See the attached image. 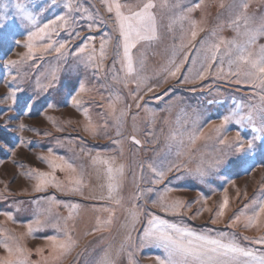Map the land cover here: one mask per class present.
I'll list each match as a JSON object with an SVG mask.
<instances>
[{"label":"rangeland","instance_id":"rangeland-1","mask_svg":"<svg viewBox=\"0 0 264 264\" xmlns=\"http://www.w3.org/2000/svg\"><path fill=\"white\" fill-rule=\"evenodd\" d=\"M67 2L0 0V5L5 6L0 7V16L6 17L0 24L5 25L4 32L12 37L0 44V112L3 113L0 125L7 123V130L0 128V140L8 146L0 151V241L12 245L8 237H16L26 249L28 264H87L101 253L105 254L106 264H157V257H166L165 248L157 243H141L148 219L156 215L196 234L220 238L223 233L255 254L264 255V245L255 244L251 239L264 235V229H246L243 217L238 224L229 226L230 219L245 205L251 208L254 199L264 198V151L247 146V141L254 136L264 137V132L255 131L247 119L237 123L233 118L219 131L213 127L220 126L222 117L230 112L238 116L252 112L259 127V116L254 109L264 103L261 101L264 89L234 83L235 77L217 78L213 73L219 61L213 64L212 72L205 79L184 82L185 77H193L200 68L203 52L197 56L195 48L181 50L190 25L185 20L181 27L178 18L200 0H154L158 39L141 42L133 49L137 60L141 55L144 59L142 69L138 63L135 65L139 76L144 78L139 87L134 77L127 78L125 85V72L113 50L119 37L114 13L106 10L104 0H71V10L66 7ZM136 2L138 0H133ZM240 2L204 0L200 8L187 13L189 19L200 22L204 29L193 43L199 47L201 41L218 42L221 37L226 41L234 38L243 41L245 37H237L228 26L239 11ZM247 2L249 15L264 16V0ZM17 3L33 13L36 26L21 19ZM58 16L69 21L67 28L58 27L51 37L57 46L61 41L66 42L63 54L50 49L35 52L28 59L25 44L29 32ZM214 30L216 35L212 36ZM108 37L112 38V43L100 68V43ZM48 42L46 38L37 44ZM85 45V50L80 52ZM261 45H264V35L256 37L251 50L258 51ZM174 50L177 62L183 59L184 51H190V55L178 76L167 78L164 69ZM221 51H224L223 46ZM90 56L95 59L89 60ZM228 59L225 55V70ZM9 60L20 62L8 65ZM81 86L85 91H80ZM148 87L153 91H147ZM12 91L16 94L15 103L10 95ZM89 125L95 135L85 130ZM132 136L140 144H135ZM194 136L199 137L195 142L192 141ZM261 143L260 139L255 141L257 145ZM97 155L102 159L114 158L116 165L124 166L117 193L119 205L112 200L99 199L107 197L108 193L104 166L93 162ZM56 158L72 163L76 172L54 169L53 160L61 163ZM149 163L167 173L162 183H151L155 177L148 168ZM175 165L179 170L173 167L171 172L167 171ZM38 172L54 174L64 190L49 184L42 191H36ZM77 175L83 178V195L67 191L72 186L69 178ZM138 188L143 196L133 200ZM148 188L153 190L148 192ZM225 190L228 208L222 218H217ZM161 195L166 202L180 200L186 207L181 209L180 215L163 212L152 203ZM72 204L80 206L72 210L74 219L68 220L69 227L73 228V239L76 228L82 224L87 233L96 226L97 218L101 221L108 218L109 213L99 209H114L112 223L105 231L86 235L81 241L75 239L77 246L70 254L60 261H52L49 238L63 239L60 228L53 225L59 223L63 227L70 212L67 205ZM134 205L139 206L140 215L133 230L128 210ZM203 208L212 211H202ZM198 210L200 215H196ZM3 213H10L13 219L9 220ZM214 218L218 219L215 224L212 223ZM29 224L33 229L31 235ZM129 233L131 242L126 240ZM6 256V250L0 248V258Z\"/></svg>","mask_w":264,"mask_h":264},{"label":"snow or ice","instance_id":"snow-or-ice-1","mask_svg":"<svg viewBox=\"0 0 264 264\" xmlns=\"http://www.w3.org/2000/svg\"><path fill=\"white\" fill-rule=\"evenodd\" d=\"M106 4V10L109 13H114V24L115 31L118 32L119 37L113 46L114 56L118 58V62L121 64V69L125 72V85L127 84V78L134 77L137 86L139 87L143 83L144 78L140 77L137 73V68L135 65L138 63L142 69L144 66L143 55L137 60L134 57L133 49L137 48V45L141 42H150L158 39L157 32V19L153 12L156 8V3L154 0H138V2L133 3V0H104ZM204 4V0H200L199 3L195 4L193 7L187 8L186 13L181 15L178 20L181 22V27H183L182 22L187 20L189 22V34L186 43H182L180 48L183 49H196L197 56L203 52V59L200 68L197 70L196 74L189 78L185 77V83H194L196 80H203L206 76L212 72L213 64L219 61V64L215 70L214 75L219 79H229L235 77L234 83L237 84H249L257 88L264 89V45L259 47L258 51H252V47L255 45L256 37L259 35H264V16H255L248 14L249 2L247 0H241L238 5L239 11L235 14L234 19H232L228 26L233 28L237 34V37L243 36L245 39L243 41H238L237 39L224 40L222 37L219 38L218 42H212L210 40H205L200 42V46L197 47L193 42L196 41L198 34L204 31L203 27L200 26V22L189 19L187 13H191L196 8H200ZM223 7V3L220 5ZM0 7H5L0 5ZM66 7L69 10L72 9L71 0H68ZM17 10L21 14V19L26 23L36 26V17L33 13L29 12L27 8L17 3ZM6 17L0 16V20H4ZM59 22V23H58ZM175 22V21H174ZM68 19L66 17L58 16L55 20L50 21L43 27H36V31L29 32L27 43L25 47L28 50L27 58L31 59L35 52H48L50 49L54 50L57 54H63L62 50L66 49V42H57L52 40V34L56 33L57 28H67ZM4 24H0V44H3L5 40H11L12 37L8 36L4 32ZM93 27V25H89ZM98 27V26H97ZM243 29V31H241ZM169 30H171V25H169ZM215 36V30L211 33ZM48 39V43L37 44L38 41H43ZM94 39V38H86ZM19 44V41H13ZM112 43V38L108 37L102 39L100 43V63L99 67H103V60L107 56V48ZM222 46L224 51L222 52ZM87 45L79 49L83 52ZM122 50V51H121ZM95 51V49H93ZM176 50L173 51L172 58L168 61V67L164 70L167 73V78H176L181 72L184 64L187 62L190 51L183 52V59L179 62L175 59ZM228 55L227 60L228 68L225 70L223 67L225 61L224 56ZM95 59L94 56H90L89 60ZM20 61L9 60L8 65H15ZM116 60H114L113 67H115ZM196 63V60H193ZM235 66V67H233ZM80 91L83 92L85 89L81 86ZM147 91H153L152 87H148ZM13 102L16 101L15 91L10 93ZM119 99V97H117ZM134 99H143V97H134ZM261 101L264 102V96H261ZM74 104L78 105V101L74 100ZM111 107V105H110ZM136 107H140L139 103ZM258 113L260 126L256 127V121L254 119L253 113L249 112L247 116H238L235 112H230L228 115H224L221 119L220 126H213L216 131H219L224 125H227L233 118L237 119V123H242L247 119L255 128L257 132H264V103L258 109H254ZM3 113L0 112V116ZM87 118V113H85ZM123 116V112L121 113ZM9 120L12 117L8 118ZM23 128V124L19 126ZM0 128L7 130V123L0 125ZM86 131H90L95 135V130L91 125L87 126ZM117 135H120L117 132ZM203 135V133H201ZM239 132L237 133V138L239 139ZM199 137H192V141ZM132 141L135 144H140V141L132 136ZM260 139L261 144H255V141ZM119 143V141H115ZM224 142V141H222ZM248 149H252L254 146L257 151H264V137L254 136L252 140L247 141ZM8 147L2 140H0V151L5 150ZM243 149V144L240 145ZM45 159V158H41ZM60 159L61 163H55V160L51 162V166L55 169L59 167L61 170H66L70 173H75L76 169L72 163ZM93 162L96 164L103 165V174L106 179L107 187V197L100 196L99 199L112 200L116 204H120L121 201L117 198L118 189L120 186V180L123 177L124 166L116 165L114 158H104L102 159L99 155L94 157ZM173 167L179 170V166H170L167 171L171 172ZM148 168L154 174L155 179L151 183L159 184L162 183L166 172L164 170L158 169L154 164L149 163ZM141 170H143V165H141ZM36 178L38 183L35 185L36 191H42L46 186L51 184L57 187L59 190H64L60 182H58L52 173L38 172ZM69 183L72 185L67 189V191L83 195L81 188L83 186V178L80 175L76 177H70ZM103 187V186H102ZM153 189L148 188L146 191L151 192ZM138 194L133 196V200L140 199L143 193L140 192L138 188ZM95 199L96 197H89ZM54 201L55 198H52ZM59 203V202H57ZM153 206L159 207L161 211L172 214L180 215L181 209L185 208L186 205L183 201L175 200L172 202H166L165 196L161 195L157 200H154ZM229 200L225 190V196L223 203L219 205L218 211L216 212L217 218H222L225 215V211L228 208ZM70 208L69 216L65 219L63 227L59 223L54 224L53 227L60 228L63 233V239H58L53 236L49 239L52 242V261H60L68 254H70L74 248L77 246V241L73 239L72 231L73 228L69 227L68 220H73V211L78 209L80 206L77 204L67 205ZM99 211H105L109 213L106 220L101 221L97 218L96 226L91 229L86 235H92L96 232H102L107 230V227L112 223V217L114 215V209L103 208ZM202 211L211 212L210 208H203ZM129 216L133 221L134 225L139 220L140 209L138 205H134L133 208L128 210ZM9 220L13 219L10 213H3ZM201 211L198 210L196 215H200ZM243 217L245 223L244 227L246 229L255 228L257 231L264 229V198L258 200L254 199L252 201V206L245 205L244 209L237 215H234L230 219V225L234 226L241 221ZM212 219V223H217L218 219ZM39 223V221H36ZM33 232L32 226L28 225V233L31 235ZM244 239H249L244 237ZM252 242L259 245H264V235H260L255 238H251ZM8 240L13 242L9 245L6 241H0V248H4L7 252V256L0 258V264H28L27 256L25 255L26 249L22 248L14 236H9ZM126 240L131 242L132 237L129 233L126 236ZM151 242L157 243L163 246L166 250V257H157V264H249L248 259L252 258L256 264H264V255L256 256L253 251L242 247L234 238H228L225 234L221 233L220 238H212L206 234H196L191 229L177 226L176 224L169 223L168 221L161 219L159 216L151 215L148 219V227L143 229V236L141 237V243ZM39 251H42L39 250ZM79 255V253L77 254ZM129 255H131L129 253ZM245 258V259H241ZM111 264V262H109Z\"/></svg>","mask_w":264,"mask_h":264},{"label":"crops","instance_id":"crops-1","mask_svg":"<svg viewBox=\"0 0 264 264\" xmlns=\"http://www.w3.org/2000/svg\"><path fill=\"white\" fill-rule=\"evenodd\" d=\"M107 158H110V157H107ZM83 221H86V220H83ZM84 224H82L80 227L76 228L75 232V236H74V239H76L77 241H81L82 239L85 238L86 236V232L84 231ZM82 230V232L80 231ZM47 236V235H46ZM44 237V236H43ZM61 239V238H60ZM247 249H250V248H247ZM101 253V252H100ZM255 253V252H254ZM256 256H259L260 254H255ZM102 256V257H101ZM104 256V257H103ZM241 259H245V258H241ZM248 259L249 261V264H256V262L252 259V258H246ZM94 262H89L87 264H106L105 263V254L103 255V253H101L100 255H98V257H94L93 259ZM121 264V263H120Z\"/></svg>","mask_w":264,"mask_h":264}]
</instances>
